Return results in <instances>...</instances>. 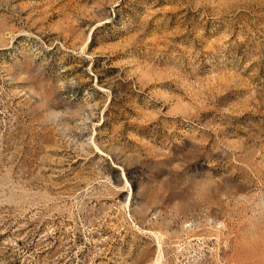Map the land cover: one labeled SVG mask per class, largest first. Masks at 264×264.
Instances as JSON below:
<instances>
[{
	"label": "rangeland",
	"instance_id": "rangeland-1",
	"mask_svg": "<svg viewBox=\"0 0 264 264\" xmlns=\"http://www.w3.org/2000/svg\"><path fill=\"white\" fill-rule=\"evenodd\" d=\"M0 264H264V0H0Z\"/></svg>",
	"mask_w": 264,
	"mask_h": 264
}]
</instances>
